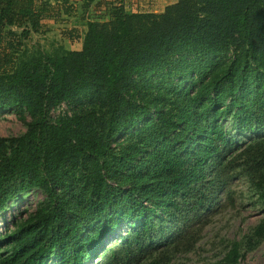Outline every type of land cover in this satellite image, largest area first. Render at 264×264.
<instances>
[{"label": "trees", "instance_id": "16d2710c", "mask_svg": "<svg viewBox=\"0 0 264 264\" xmlns=\"http://www.w3.org/2000/svg\"><path fill=\"white\" fill-rule=\"evenodd\" d=\"M109 1L80 50L44 53L24 42L45 9L0 0V111L25 126L0 139V209L46 196L0 236V264H165L234 177L264 207V138L235 137L264 128V0H176L160 14ZM263 238L264 218L212 264H239Z\"/></svg>", "mask_w": 264, "mask_h": 264}, {"label": "rangeland", "instance_id": "374dc122", "mask_svg": "<svg viewBox=\"0 0 264 264\" xmlns=\"http://www.w3.org/2000/svg\"><path fill=\"white\" fill-rule=\"evenodd\" d=\"M97 1L99 0H36V9L44 8L45 12L42 14L39 31L31 33L24 42L27 50L39 49L44 53H50L59 47L66 51L80 50L87 23L106 22L109 17V10L113 3H107L106 7L103 5L104 8L97 10ZM123 2L122 4L125 3L129 11L126 12L130 13L135 7L134 2L136 1L126 0V2ZM156 6L152 9L159 8V5ZM85 8H87V11ZM65 110L66 106L61 105L52 110V115ZM231 123L230 119H226L224 122V128L228 132H231ZM24 132L25 126L19 120L16 109L0 111V139L17 137ZM235 137L241 139L239 143L256 137L264 138V128ZM2 146H5V144L1 143V150L3 149ZM227 188L232 191L230 199H226L225 188L217 191L213 196V203L201 214L198 223L189 224L191 227L196 225L199 229L197 233L198 240L192 245L191 249L187 253L174 255L165 264H212L227 251L226 242L240 240L244 235L249 234L252 228L264 218V207L255 203L256 198L243 178L234 177ZM45 202L46 196L36 188L14 195L7 200L0 209V236L7 229H11L14 220L24 217L33 211L38 204ZM150 215L153 216L152 221H156L160 216L156 212L150 213ZM113 235L107 242V246H111L118 241L119 234L114 233ZM107 246L104 245L103 250ZM100 251L102 250H99V253ZM99 253L95 255L96 258ZM241 253L242 257L239 264H264V238L252 250H245V252L242 250ZM50 261L48 264H52L55 260L51 258ZM95 261L91 258L85 264H98V261ZM147 262L143 261L141 264Z\"/></svg>", "mask_w": 264, "mask_h": 264}, {"label": "crops", "instance_id": "0c3cea01", "mask_svg": "<svg viewBox=\"0 0 264 264\" xmlns=\"http://www.w3.org/2000/svg\"><path fill=\"white\" fill-rule=\"evenodd\" d=\"M136 2H134L135 7L130 11V13H160L163 11L164 7H166L167 5H171L174 4L176 2V0H135ZM168 1V2H166ZM110 1L109 0H99L97 1V7L96 9H102L104 7H106ZM123 2V1H122ZM126 2V0L124 1ZM123 2V3H124ZM92 3V2H91ZM103 5H105L103 7ZM157 5V6H156ZM159 8L153 10L152 7L156 6ZM124 11L129 12L128 9L126 8V5L124 3V5L122 4ZM88 8V6H87ZM87 8L86 11H87ZM107 14V12H106ZM41 22V21H40Z\"/></svg>", "mask_w": 264, "mask_h": 264}]
</instances>
